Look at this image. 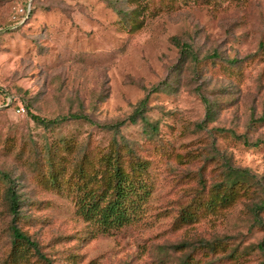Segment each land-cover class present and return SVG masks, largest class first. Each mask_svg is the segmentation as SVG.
Returning <instances> with one entry per match:
<instances>
[{
	"label": "rangeland",
	"instance_id": "1",
	"mask_svg": "<svg viewBox=\"0 0 264 264\" xmlns=\"http://www.w3.org/2000/svg\"><path fill=\"white\" fill-rule=\"evenodd\" d=\"M144 96L155 130L126 120ZM74 113L124 123L31 116ZM114 161L131 208L105 228L83 210ZM0 173V264H45L8 188L49 264H264V0H0Z\"/></svg>",
	"mask_w": 264,
	"mask_h": 264
},
{
	"label": "trees",
	"instance_id": "2",
	"mask_svg": "<svg viewBox=\"0 0 264 264\" xmlns=\"http://www.w3.org/2000/svg\"><path fill=\"white\" fill-rule=\"evenodd\" d=\"M183 51V48L181 49ZM145 96L141 99L133 108L132 113L127 117V121L133 123L135 121V115L138 116L139 120L142 123V126H147L151 130H155V126L150 124L147 117L143 115L144 107H145ZM32 119L40 124L45 126L58 124L65 120H80L83 119L90 124H95L97 127H101L108 130H116L120 125L124 123V120H116L112 123H102L98 124L92 121L87 115L83 113H74L63 115L60 117H55L52 119H45L36 115H31ZM109 159V158H108ZM113 166H109L108 170L111 174L113 185L111 190V197L104 201L103 205H99L98 201H92L89 203L85 209L83 210V215L86 218H93L95 216L99 225L104 226L105 228L117 227L121 226L122 223L127 221L128 210L131 208L130 206H126L125 199L127 194H132L133 190L131 189V182L129 181L127 174L117 166L114 161ZM245 173L248 171L246 169H228V175L232 176V179L237 177V174ZM3 175V173H0ZM262 198L260 202L254 205L252 208L253 214L256 213L257 210H261L264 208V186L261 187ZM231 197V188H226L225 191L220 192L219 190H214L210 195L209 201L205 203L206 208H212L215 203L225 204L229 202ZM103 201V199H101ZM6 202L8 206V211L12 215L11 223L9 225V230L14 240L20 241L28 246H31L37 256L45 261V264H49L47 259L38 251L36 244L31 241L25 234L21 233L17 227L14 225L13 216L16 214L17 208V200L15 193L12 189L8 188L6 190ZM15 251L13 252L14 258H17ZM22 255L21 252L18 253ZM47 262V263H46Z\"/></svg>",
	"mask_w": 264,
	"mask_h": 264
}]
</instances>
